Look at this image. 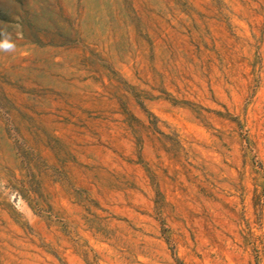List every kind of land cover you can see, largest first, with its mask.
Instances as JSON below:
<instances>
[{"label":"rangeland","instance_id":"374dc122","mask_svg":"<svg viewBox=\"0 0 264 264\" xmlns=\"http://www.w3.org/2000/svg\"><path fill=\"white\" fill-rule=\"evenodd\" d=\"M0 264H264V0H0Z\"/></svg>","mask_w":264,"mask_h":264},{"label":"clouds","instance_id":"9594fccd","mask_svg":"<svg viewBox=\"0 0 264 264\" xmlns=\"http://www.w3.org/2000/svg\"><path fill=\"white\" fill-rule=\"evenodd\" d=\"M0 35H5L4 33H0ZM0 50L5 52H14L16 50V45L11 42L10 35L7 39L0 42Z\"/></svg>","mask_w":264,"mask_h":264}]
</instances>
